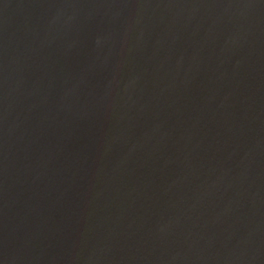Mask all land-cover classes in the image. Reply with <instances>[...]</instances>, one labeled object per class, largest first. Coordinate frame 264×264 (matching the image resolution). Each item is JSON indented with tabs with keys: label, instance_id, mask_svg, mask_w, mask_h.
Segmentation results:
<instances>
[{
	"label": "water",
	"instance_id": "obj_1",
	"mask_svg": "<svg viewBox=\"0 0 264 264\" xmlns=\"http://www.w3.org/2000/svg\"><path fill=\"white\" fill-rule=\"evenodd\" d=\"M0 264H264V0H0Z\"/></svg>",
	"mask_w": 264,
	"mask_h": 264
}]
</instances>
